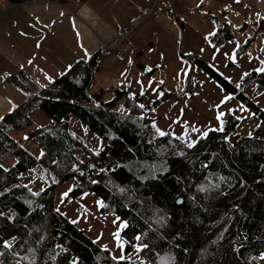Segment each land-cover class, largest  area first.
Returning a JSON list of instances; mask_svg holds the SVG:
<instances>
[{"label":"trees","instance_id":"obj_1","mask_svg":"<svg viewBox=\"0 0 264 264\" xmlns=\"http://www.w3.org/2000/svg\"><path fill=\"white\" fill-rule=\"evenodd\" d=\"M168 12L172 17L173 12ZM251 30L249 34L241 31L243 40L236 49L244 50L260 33L264 57V17ZM232 39L234 32L227 21L216 24L209 37L216 47ZM187 56L250 109L253 121L248 131L238 127L250 116L225 111L220 126L197 136L191 147L169 131L156 134L152 114L160 100L172 96V90L147 101L146 90L132 91L129 84L114 87L110 99L97 101L88 92L94 78V54L75 61L47 84L20 72L25 97L0 118V264L262 261L264 94L256 101L245 88L253 85V95L264 91V72L250 69L234 83L204 58L194 53ZM189 83L187 75L178 95ZM38 110L47 121L34 124ZM72 117L106 143L99 153L70 130ZM17 131L23 135L14 136ZM28 142L40 149L38 156L24 147ZM7 156L14 162L4 166L1 161ZM69 178L73 181L65 202L85 192L95 193L100 208L117 213L124 222L117 239L124 254L136 250L139 256H114L55 207V190Z\"/></svg>","mask_w":264,"mask_h":264},{"label":"crops","instance_id":"obj_2","mask_svg":"<svg viewBox=\"0 0 264 264\" xmlns=\"http://www.w3.org/2000/svg\"><path fill=\"white\" fill-rule=\"evenodd\" d=\"M162 1L165 0L157 2L160 11L146 18L143 13L154 0H53L32 4L14 2L3 9L0 6V118L25 97L20 87V72L39 84H47L75 61L91 54H94L95 70L88 92L97 101L110 99L114 87L129 84L137 92H152L158 85L159 91L171 88L178 92L184 75L177 80L166 71L168 65L163 62L174 59L188 63L187 54L191 53L203 56L196 44L189 43L190 49H182L186 43L182 41L184 26L189 22H204L200 16L184 10V6L191 9L194 3L200 5L205 17L214 20L215 29L216 24L224 21L230 24L227 13L234 10L232 4L237 6V20L242 23L245 15L253 12V16L260 18L264 11L260 0H182L183 4L166 0L171 5V17ZM214 9L221 10L222 21H218ZM134 18L141 21L128 37L130 50L125 57L120 59L112 51L99 49L103 40L116 35L122 25ZM209 37L204 41L214 52ZM33 116H39L41 123L47 121L44 113L36 111Z\"/></svg>","mask_w":264,"mask_h":264},{"label":"rangeland","instance_id":"obj_3","mask_svg":"<svg viewBox=\"0 0 264 264\" xmlns=\"http://www.w3.org/2000/svg\"><path fill=\"white\" fill-rule=\"evenodd\" d=\"M6 1L9 3L7 7L14 3L13 1ZM260 1L264 10V0ZM178 2L180 4L184 3L182 0H178ZM27 4L32 3L27 2ZM232 5L234 10L228 12L227 17L230 19L231 28L234 32V39L223 44L221 48L214 46V52L210 51L207 42L204 41L206 34L213 28L215 29L214 20H209L207 15L205 17L204 13L201 12L199 8L200 5H195L194 3L191 9H189V5L184 6V10L191 12L193 15L200 16L204 22L199 23L198 21H194L184 26L185 32L182 34V41L186 43L184 47L182 46V49H190L189 43L196 44L197 47L201 49L203 55H199L201 58L206 59L220 75L236 83L244 72L261 67L260 62L264 61V57L261 52L263 38L260 33L256 34L248 47L240 52L237 51L236 48L238 44L243 40L241 31L246 29L247 34L251 33L253 29L251 30L249 26L254 25L260 18L255 17V15L253 16V12H251L249 15L244 16L245 23L242 25V28H238L242 22L237 20V15L239 13L237 6L235 4ZM214 11H216L214 14L220 18L217 20L222 21L224 16L221 10L214 9ZM262 16L264 17V11ZM199 34L205 38H202ZM172 54L174 57L180 58L175 52H172ZM154 57H157V55L154 54ZM186 58L187 56H185V61H187ZM173 61L174 59H170L163 62L168 65L166 71L174 75L177 80L182 79L181 75H184L183 79H185V76L189 75L191 77V84L185 85L180 95H178V93L181 88L178 92L172 90V96L159 101L155 113L152 114V122L155 124V127H153L154 133L158 134L156 131L157 129H160L161 132L169 131L185 141L191 142L194 141L197 136L201 135V133H205L207 129L218 128L222 116L218 119L217 114L229 110L236 113L238 117L250 116L249 119L238 127V130L241 132L249 130L251 122L253 121V115H250V109L234 97L218 79L207 70L202 69L197 62L192 59H188V63L182 60ZM157 87L159 88L154 87L152 92L147 91L145 98L147 101H152L164 91H171V88L159 91L161 86L158 85ZM252 88L253 85L245 88V92L254 100L259 101L264 91L261 90L253 95ZM229 95L230 98L221 104L220 101L223 97ZM261 105L264 106V103ZM38 112L43 113L41 110H38ZM33 117L34 124L37 122L41 123L39 116ZM70 124V130L93 152L99 153L103 149L106 143L82 121L72 117ZM193 129H195V131H193ZM13 134L19 137L23 135V131L13 132ZM24 147L35 156H38L40 153V149L31 142L25 144ZM73 153L76 154L77 157L81 156L79 152L74 151ZM13 162L14 158L12 156H7L1 161V164L9 166ZM72 181L73 179L69 178L58 185L54 193L55 207L61 210L70 219L76 220L78 226L96 240L99 245L110 248L114 256L127 258L139 256L136 250H132L127 255L124 254L121 245L117 242L119 231L123 227L124 222L117 213L102 210L100 208V200L95 193L85 192L65 202L64 197ZM36 187H40V184L37 183ZM121 222H123V224ZM128 264H148V262L139 259L137 261H131ZM259 264H264V257Z\"/></svg>","mask_w":264,"mask_h":264},{"label":"built area","instance_id":"obj_4","mask_svg":"<svg viewBox=\"0 0 264 264\" xmlns=\"http://www.w3.org/2000/svg\"><path fill=\"white\" fill-rule=\"evenodd\" d=\"M21 2H29V3H35V2H49L51 0H20ZM159 0H154V3L145 10L143 13V17H151L157 14L160 9L157 6V2ZM170 2L179 3L178 0H169ZM9 3L6 0H0V6L1 8H6ZM163 7L166 9H170L171 5L168 4V2L162 1ZM140 18H134L129 23L124 24L120 27L119 32L114 35L112 38L108 40H103L100 43L99 49L104 51H112L114 56L117 58H123L126 56V53L130 50V43L128 41V37L135 32L136 27L140 23ZM75 152H78V150H74Z\"/></svg>","mask_w":264,"mask_h":264},{"label":"snow or ice","instance_id":"obj_5","mask_svg":"<svg viewBox=\"0 0 264 264\" xmlns=\"http://www.w3.org/2000/svg\"><path fill=\"white\" fill-rule=\"evenodd\" d=\"M258 15H259V14H258ZM214 31H215V29H213V32H214ZM213 32L208 33L207 36H211V35H213ZM207 36H206V38H207ZM260 63H261V65H264V61H261ZM256 71H258V72H264V67L257 68ZM229 98H230V95H229V96H225V97H223V99L220 101V103L223 104L224 101L227 100V99H229ZM141 107H143V106L141 105ZM229 111H230V110H229ZM221 116H223V113H218V114H217V118H218V119H219V117H221ZM221 123H222V121H221ZM153 127H155V124H153ZM156 131H157V133H158L159 135H163V134H164L163 132L160 131V129H157ZM193 131H195V129H193ZM204 134H205V133H201V135H204ZM193 143H195V141H191V142L189 143L188 146L191 147ZM74 167H75V165H74ZM5 191H7V189H5ZM98 203H99V202H98ZM0 215H3V213H0ZM11 218H12V217H8V219H11ZM121 223L123 224V222H121ZM118 231H119V230H118ZM4 243H5V245H7V244H8V241H4ZM102 247H105V246L102 245ZM138 247H143V245H139ZM261 256H264V253H261ZM121 258H122V257H121ZM72 264H76L75 260L72 262Z\"/></svg>","mask_w":264,"mask_h":264},{"label":"water","instance_id":"obj_6","mask_svg":"<svg viewBox=\"0 0 264 264\" xmlns=\"http://www.w3.org/2000/svg\"><path fill=\"white\" fill-rule=\"evenodd\" d=\"M41 203L38 204L37 208H36V211L38 212L40 209H41Z\"/></svg>","mask_w":264,"mask_h":264}]
</instances>
